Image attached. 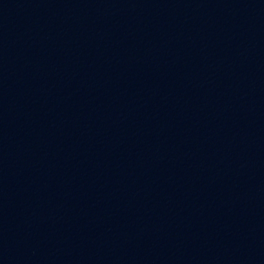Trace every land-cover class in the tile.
<instances>
[{"label": "water", "instance_id": "water-1", "mask_svg": "<svg viewBox=\"0 0 264 264\" xmlns=\"http://www.w3.org/2000/svg\"><path fill=\"white\" fill-rule=\"evenodd\" d=\"M0 264H264V0H0Z\"/></svg>", "mask_w": 264, "mask_h": 264}]
</instances>
